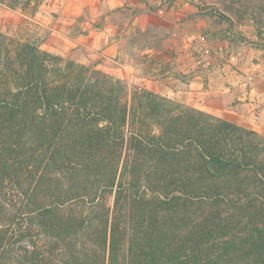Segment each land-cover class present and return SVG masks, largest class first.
Instances as JSON below:
<instances>
[{"label": "trees", "instance_id": "1", "mask_svg": "<svg viewBox=\"0 0 264 264\" xmlns=\"http://www.w3.org/2000/svg\"><path fill=\"white\" fill-rule=\"evenodd\" d=\"M125 96L0 33V264H264V136Z\"/></svg>", "mask_w": 264, "mask_h": 264}, {"label": "rangeland", "instance_id": "2", "mask_svg": "<svg viewBox=\"0 0 264 264\" xmlns=\"http://www.w3.org/2000/svg\"><path fill=\"white\" fill-rule=\"evenodd\" d=\"M0 33L264 136V0H0Z\"/></svg>", "mask_w": 264, "mask_h": 264}]
</instances>
